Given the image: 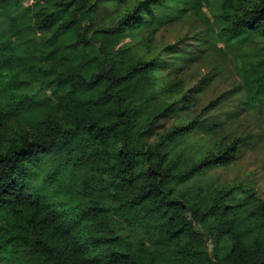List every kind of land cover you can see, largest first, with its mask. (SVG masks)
<instances>
[{"label":"trees","instance_id":"obj_1","mask_svg":"<svg viewBox=\"0 0 264 264\" xmlns=\"http://www.w3.org/2000/svg\"><path fill=\"white\" fill-rule=\"evenodd\" d=\"M193 17L203 51L159 49ZM213 54L238 86L195 115L212 80L184 70ZM237 93L264 113V0H0V264H264L246 183L178 193L238 158L243 138L196 144Z\"/></svg>","mask_w":264,"mask_h":264},{"label":"rangeland","instance_id":"obj_2","mask_svg":"<svg viewBox=\"0 0 264 264\" xmlns=\"http://www.w3.org/2000/svg\"><path fill=\"white\" fill-rule=\"evenodd\" d=\"M204 29L196 18L184 19L175 25L165 27L158 35L157 45L160 50L168 44L178 45L183 48L182 51L196 56L203 51L199 48V43L192 39L182 41L185 37ZM186 43V44H184ZM184 44V45H183ZM222 46V45H219ZM181 51V53H183ZM169 54V57L175 58L177 54ZM233 55H229L226 61L217 54H213L203 62L187 66L184 70L186 85L195 88L204 83L203 79L212 80L208 86H205V92L202 94L195 115L207 106V104L224 93H230L238 86V76L233 66ZM220 69L219 77L213 75ZM243 101V102H242ZM245 100L238 93L229 95L224 104L217 106L215 111L206 112L198 130L196 144L207 142L210 145L228 144L235 138H243L244 145L238 154L236 161L226 168L215 169L198 176L190 183L179 186L178 193L186 192L191 188L197 191L199 187L205 184L213 183H231L244 182L246 186L244 191L239 193V197L245 196L249 190L253 189L257 195L264 199V113L258 109H251L245 103ZM172 120H169L167 128L172 126ZM140 236V233H137Z\"/></svg>","mask_w":264,"mask_h":264}]
</instances>
